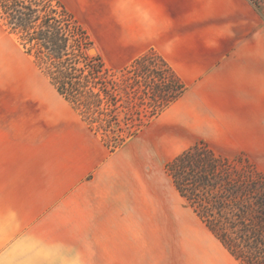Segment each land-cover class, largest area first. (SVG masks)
<instances>
[{
  "label": "rangeland",
  "instance_id": "rangeland-1",
  "mask_svg": "<svg viewBox=\"0 0 264 264\" xmlns=\"http://www.w3.org/2000/svg\"><path fill=\"white\" fill-rule=\"evenodd\" d=\"M62 1L107 67L154 45L187 91L110 154L0 24V227L25 264H237L165 166L204 141L264 174L262 0Z\"/></svg>",
  "mask_w": 264,
  "mask_h": 264
},
{
  "label": "trees",
  "instance_id": "trees-1",
  "mask_svg": "<svg viewBox=\"0 0 264 264\" xmlns=\"http://www.w3.org/2000/svg\"><path fill=\"white\" fill-rule=\"evenodd\" d=\"M0 24L110 154L187 91L153 49L118 71L107 67L59 0H0ZM165 170L178 196L237 264H264V174L247 156L225 157L199 141Z\"/></svg>",
  "mask_w": 264,
  "mask_h": 264
},
{
  "label": "crops",
  "instance_id": "crops-1",
  "mask_svg": "<svg viewBox=\"0 0 264 264\" xmlns=\"http://www.w3.org/2000/svg\"><path fill=\"white\" fill-rule=\"evenodd\" d=\"M59 1L66 7V9L69 12H71L62 0H59ZM71 13L79 21V23L84 27V25L80 22V20L76 17V15L73 12H71ZM84 29L87 31V33L90 37V40L93 42L88 30L85 27H84ZM93 44H94V42H93ZM94 47H95V44H94ZM95 49H96V47H95ZM149 49L155 50L159 55H161L163 57L164 60H166L165 57L160 53L158 48H156L154 45H148L143 50L142 54L145 53L146 51H148ZM142 54H140L139 56H141ZM139 56H137L136 58H138ZM136 58H134V59H136ZM76 229H77L76 235L80 236L79 228H76ZM87 233L92 234V231L88 230ZM4 246H6V247H4ZM31 246H32V243L29 240H26L25 238L17 240V238H15V235L14 236L11 235V229L9 227L4 226V225L0 227V264H25L24 254H26L27 252L29 253Z\"/></svg>",
  "mask_w": 264,
  "mask_h": 264
},
{
  "label": "bare ground",
  "instance_id": "bare-ground-1",
  "mask_svg": "<svg viewBox=\"0 0 264 264\" xmlns=\"http://www.w3.org/2000/svg\"><path fill=\"white\" fill-rule=\"evenodd\" d=\"M53 91H54V93L57 95V93L55 92V90L53 89ZM58 96V95H57ZM59 97V96H58ZM60 98V97H59ZM61 99V98H60ZM61 101L64 103V104H66L62 99H61ZM48 104V103H47ZM67 105V104H66ZM53 118V117H52Z\"/></svg>",
  "mask_w": 264,
  "mask_h": 264
}]
</instances>
